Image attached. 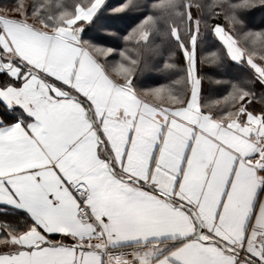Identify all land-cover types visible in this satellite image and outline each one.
Returning <instances> with one entry per match:
<instances>
[{
	"label": "snow or ice",
	"instance_id": "6c2138e0",
	"mask_svg": "<svg viewBox=\"0 0 264 264\" xmlns=\"http://www.w3.org/2000/svg\"><path fill=\"white\" fill-rule=\"evenodd\" d=\"M254 10L264 0L0 11V264H264ZM204 65L236 73L210 103ZM154 70L168 82L141 88Z\"/></svg>",
	"mask_w": 264,
	"mask_h": 264
},
{
	"label": "trees",
	"instance_id": "16d2710c",
	"mask_svg": "<svg viewBox=\"0 0 264 264\" xmlns=\"http://www.w3.org/2000/svg\"><path fill=\"white\" fill-rule=\"evenodd\" d=\"M18 0H0V11L5 8L13 7ZM25 3H31V0H24ZM153 2H158V0H153ZM138 16L140 14H137ZM264 25V11L254 10L253 15L250 18V27L254 30H259L260 27ZM219 47V42L213 46L211 43L208 45L207 49L203 51V55H209L211 51L217 50ZM231 63V62H229ZM200 74L204 77L202 82V97L203 101L210 103L216 99H220L223 95L227 94L228 88L226 85H218L214 83L215 80H230L234 79L236 76L235 71L232 72H220L215 70L210 65H204L200 69ZM168 81L164 78L163 74L159 71H149L145 72L140 78V87H156L161 83H167ZM257 105V109H259Z\"/></svg>",
	"mask_w": 264,
	"mask_h": 264
},
{
	"label": "crops",
	"instance_id": "0c3cea01",
	"mask_svg": "<svg viewBox=\"0 0 264 264\" xmlns=\"http://www.w3.org/2000/svg\"><path fill=\"white\" fill-rule=\"evenodd\" d=\"M202 91H203V87H202Z\"/></svg>",
	"mask_w": 264,
	"mask_h": 264
}]
</instances>
